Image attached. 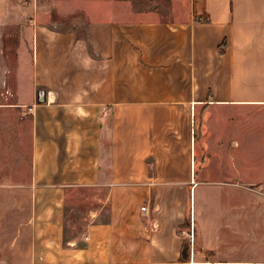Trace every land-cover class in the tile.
<instances>
[{"label":"crops","instance_id":"obj_1","mask_svg":"<svg viewBox=\"0 0 264 264\" xmlns=\"http://www.w3.org/2000/svg\"><path fill=\"white\" fill-rule=\"evenodd\" d=\"M51 1L63 15L90 4L76 23L84 32L58 29L38 0L31 17L8 20L1 0L0 88L32 106V131L30 179L0 181V264H264L199 243L197 173L150 175L146 161L180 166L154 148L177 138L192 169L251 168L261 157L264 0H174L169 20L123 18L103 0ZM93 187H106V200L71 223V192Z\"/></svg>","mask_w":264,"mask_h":264},{"label":"rangeland","instance_id":"obj_2","mask_svg":"<svg viewBox=\"0 0 264 264\" xmlns=\"http://www.w3.org/2000/svg\"><path fill=\"white\" fill-rule=\"evenodd\" d=\"M30 2L31 0H9L7 19L19 20L21 13L25 18L31 17ZM19 3L23 6L22 8L19 7ZM80 3L79 1L65 7L66 12L69 10L71 12L63 15L61 8L52 7L51 0H38L39 7L43 4L50 5L49 10L47 12L44 10L42 14L46 16L47 20L58 21L56 25L58 29L78 27L80 32H84L85 21L76 24L77 20H86L93 13V8L90 4L87 6V2ZM113 6L117 7L121 17L128 19H141L146 12L153 11L162 19L169 20L177 11L174 0H115L114 2L113 0H103V11L109 13L113 10ZM62 20L66 24H61ZM9 29H11V33H14L13 25H9ZM15 43L14 40L6 43L11 65ZM28 106L19 104L9 90L0 88V181L25 183L30 179L32 114ZM151 123H153L152 119ZM165 139L173 141L174 137L171 138L169 133H166ZM177 139L176 145L166 142L165 146L159 144L154 148L157 149L160 146V149L165 151V155L173 156L175 160H179L178 165L180 166L174 169L168 167L158 169L154 165L157 161L156 155H150L146 160L150 166V175H157L161 172L167 176L181 177L185 181L195 177V173H197L196 178L201 180L196 203L198 212L197 240L199 243H204L205 237L213 248L212 250L218 255L230 254L231 256L264 260V131L262 133L261 157L256 154L253 161L249 157L252 163L255 161V165L251 168L216 170L201 169L195 165L194 169L191 168L192 166L185 167L184 165H188V161H190L189 158L192 163L193 153L191 155L184 142H180L183 138ZM249 160L246 159V162ZM106 198V187L82 188L71 192L69 208L74 209L76 215H70V222H76L77 216L85 221L84 216L88 214L89 210L99 206L101 201ZM79 221L81 222V220ZM185 230L187 231V229Z\"/></svg>","mask_w":264,"mask_h":264},{"label":"trees","instance_id":"obj_3","mask_svg":"<svg viewBox=\"0 0 264 264\" xmlns=\"http://www.w3.org/2000/svg\"><path fill=\"white\" fill-rule=\"evenodd\" d=\"M191 217H187V220L184 224V227H190L191 226ZM189 244H187L186 242L183 244V249H182V259L183 261H186L189 258Z\"/></svg>","mask_w":264,"mask_h":264},{"label":"water","instance_id":"obj_4","mask_svg":"<svg viewBox=\"0 0 264 264\" xmlns=\"http://www.w3.org/2000/svg\"><path fill=\"white\" fill-rule=\"evenodd\" d=\"M44 93H45V91L43 89L40 90V92H39V102H44L46 100V97L44 96Z\"/></svg>","mask_w":264,"mask_h":264},{"label":"built area","instance_id":"obj_5","mask_svg":"<svg viewBox=\"0 0 264 264\" xmlns=\"http://www.w3.org/2000/svg\"><path fill=\"white\" fill-rule=\"evenodd\" d=\"M29 110H30V113H31V110H32V106H28ZM141 209L143 211H146L147 210V206H142ZM192 237H194V234H192ZM192 264H194L193 262H191Z\"/></svg>","mask_w":264,"mask_h":264}]
</instances>
